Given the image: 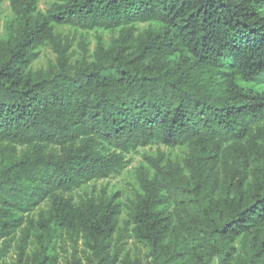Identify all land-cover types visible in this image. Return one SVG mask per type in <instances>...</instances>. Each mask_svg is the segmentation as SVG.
Segmentation results:
<instances>
[{
    "label": "trees",
    "instance_id": "obj_1",
    "mask_svg": "<svg viewBox=\"0 0 264 264\" xmlns=\"http://www.w3.org/2000/svg\"><path fill=\"white\" fill-rule=\"evenodd\" d=\"M9 1L0 260L15 246L20 264H60L59 237L65 264H264V0ZM57 25L118 35L73 60ZM43 45L55 63L33 70ZM153 144L187 154L146 156L125 228L119 192L70 194ZM124 230L146 256L125 251Z\"/></svg>",
    "mask_w": 264,
    "mask_h": 264
},
{
    "label": "rangeland",
    "instance_id": "obj_2",
    "mask_svg": "<svg viewBox=\"0 0 264 264\" xmlns=\"http://www.w3.org/2000/svg\"><path fill=\"white\" fill-rule=\"evenodd\" d=\"M59 0H40L39 9L41 11H46L49 6ZM15 14L12 10L9 0H4L0 5V38L4 36V25L8 18L13 17ZM156 26L155 22H144L138 23L136 26L140 29H146L149 26ZM56 30L63 33L69 34L75 38V43L72 48L73 60L81 59L84 53L83 45H86L88 48V56L93 58V53L96 49L98 38L101 37L105 45H109L112 38L118 35V31H110L105 29H94V30H83L76 28L71 25H57ZM40 56L32 64L33 70L38 69H47L53 63H55L56 55L52 51L50 45H43L39 48ZM159 151H162L166 154L167 160L172 161H183L187 154L186 146H178L175 148L167 147L162 144H153L144 148H139L135 151L125 154L127 164L125 167L120 169L117 173L112 174L111 176L103 179L92 180L88 183L83 184L81 187L75 189L70 194L73 195L76 202H79L86 196H100L102 194H111V193H120V201L123 205V211L121 215V226L125 228V221L128 218L127 205L129 201L133 199L137 192L140 191V183L138 180V171L141 166L150 168L146 160L148 155H157ZM42 207H46L44 203ZM39 209H36L33 212V215H37ZM130 233V230H124L123 236L126 238V252L129 253L132 257L137 255L146 256L150 251L148 245L136 240L132 236H127ZM54 247L57 252L60 254V264H65V257L67 253L62 246L61 240L58 237L55 240ZM0 264H20L19 263V254L17 248L14 246L8 255L0 260Z\"/></svg>",
    "mask_w": 264,
    "mask_h": 264
}]
</instances>
